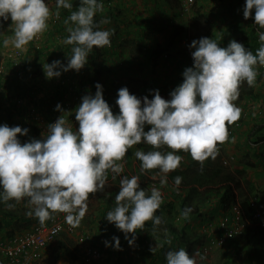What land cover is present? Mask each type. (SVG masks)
<instances>
[{"label": "clouds", "instance_id": "1", "mask_svg": "<svg viewBox=\"0 0 264 264\" xmlns=\"http://www.w3.org/2000/svg\"><path fill=\"white\" fill-rule=\"evenodd\" d=\"M56 6L73 9L71 0H56ZM103 7V0H79L78 7L70 11L64 21L69 35L63 43L73 45L72 54L66 65L60 60L44 64L47 78H58L62 71L79 72L94 47L111 45L112 32L100 27L109 19H94ZM243 15L264 29V0H246ZM51 16L47 0H0V26L12 21V36L3 41L4 45L27 51V45L48 29ZM258 36L261 44L255 54L236 40L227 47H220L213 38L193 40L189 45L195 49L189 51L193 66L185 68L183 82L171 91L170 99L155 90L152 99L144 96L142 101L124 87L118 90L119 113L114 114L104 99L103 86L97 83L95 94L84 95L75 115L74 111L71 114L79 122L78 128L61 115L54 123L50 118L42 139L21 143L18 136H27L29 129L0 125V202L27 198L31 206L28 215L38 218L41 224L62 212L66 214L65 221L76 227L88 210L89 195L104 189L109 171L114 174L112 179L124 171V157L134 145L152 146L153 150L138 149L134 155L141 161V171L159 170L161 184H166L167 174L180 166L183 157L177 154L179 150L190 153L201 166L208 158L215 159L217 142L228 138L226 123L241 116V108L234 103L240 86L245 82L252 86L258 66H264V31H259ZM56 110L63 112L60 104ZM26 120L32 119L26 116ZM146 125L151 126L147 131ZM164 146L171 150L161 151ZM181 182L182 177L174 178L176 186ZM162 203L160 189L153 186L147 191L138 176H123L115 206L107 212L106 219L124 232L131 246L137 230L143 229L146 222L157 226L162 223V217L156 214ZM233 204L239 202H232L229 209ZM7 207L14 205L7 203ZM192 211L185 206L182 215L187 217ZM113 240L119 250V237ZM105 244L111 246L108 241ZM198 255L180 247L169 250L166 261L197 264Z\"/></svg>", "mask_w": 264, "mask_h": 264}, {"label": "crops", "instance_id": "2", "mask_svg": "<svg viewBox=\"0 0 264 264\" xmlns=\"http://www.w3.org/2000/svg\"><path fill=\"white\" fill-rule=\"evenodd\" d=\"M206 1L209 3L208 7L210 8V13L208 16L211 19L212 23L210 24V30L207 31L208 34L205 37L213 38V35H215L217 38V35L219 33H222L223 28L226 29V24L242 27L243 30L247 32V34L251 32V27H249L248 24L254 19H245L243 15V8L246 0ZM236 1L237 3L239 2V5H234ZM103 4H105L103 10L99 12L101 14V20L104 18H108L110 22L107 24H101L100 27L108 29L112 32L111 45L107 46V48L110 49L115 43V45L112 47L113 52L108 55L109 64L113 67H121V74L119 76H127V78L132 77L135 79L137 77L140 78L141 76H137L136 73L132 70L139 72L140 66H145L144 77L145 79H150L151 77L148 76L153 77V75L148 74V68L152 67L155 62L156 65H162L166 68L168 65H170L171 67L167 68L168 72L170 74H172L171 70H175L174 72H176L173 76H171V79H173L171 81L174 82H169L167 88L161 86L159 89V92L163 98L170 99L171 91L182 84L184 79L182 75L183 72L181 73L177 69L178 65L182 63L183 60H185L183 58L189 51L195 50L191 49L189 51H186V46L188 43L187 37L185 36L184 27L186 23H188V21L186 20V14L180 10L179 2L177 0H170V5L166 6L164 11H159L160 7L164 5L163 0H105L103 1ZM154 5H157L156 10H154ZM112 6L113 9H111L110 12V7ZM114 7L119 8V10L114 9ZM108 10L110 13L108 12ZM201 10L203 11V9ZM154 11L156 14L155 18L158 20H160L159 18H161V20L164 22V29L156 28V24L154 26H151L150 22H145L144 18L142 19V21L143 23L147 24L149 28L141 27L139 25V17L147 12V17L151 16L153 18ZM226 11H228V13ZM64 12L66 13L67 11L64 10ZM118 12H121L122 15L119 18H116ZM225 15L227 20H225ZM123 19H128L130 24L124 22V26H122V28H119V24L124 21ZM231 20L232 23H230ZM259 31H264V29H259L257 31V35ZM3 32L5 34V37L8 34L12 35L11 29L4 30ZM257 42V45H259L258 47H260L261 42L259 41V36H257ZM217 43L220 47H227L229 44H220L219 42ZM165 46H167L166 49L163 48ZM28 48L29 47H27V51L17 50V52L22 55V58L19 59L16 63L7 64V61L6 66L0 73V125L7 124L10 127L21 126L22 128L29 129L28 134H30L34 126L40 130L47 128L48 121H44V119L39 114L40 112H43L44 105H46L47 101L49 102V100L54 98V93L57 92L56 88L59 85V82H57L58 78L62 76V78L59 80L61 85H63V82H65L64 80H66L68 83V81L71 79V70L66 72L62 71V75L58 78H47L42 66V62H44V64H47L52 63L53 61H51L50 59L41 60L40 52L34 51L32 53H29ZM32 50L33 49H30L29 51ZM160 52L164 53L159 55ZM255 52L256 50L253 54H255ZM32 54H34V57H32ZM165 54H170V57L168 56L169 60L163 59V55ZM26 55L27 60L25 61ZM129 56L134 57V62L129 63ZM106 57L107 55H103V58H101L103 60L106 59ZM1 59L5 63L3 56ZM39 59L41 60V62L38 61ZM66 60H68V57L65 59V61ZM94 60L95 54L90 52L87 64L79 72L81 73V75H79V78L81 79L76 80H82L85 73L95 67ZM37 61L39 63H37ZM64 64L66 65V63ZM188 67L192 66L189 65ZM126 70H129L131 73L127 75ZM257 70L258 75L256 77L255 83L252 86L248 85V88L246 89L250 92L252 91V93H247L243 86H240L239 96L243 97L244 102L243 108L241 109V116L243 114L244 119L240 116V118L237 120L240 124L238 126L234 125L232 127L233 133L224 141L223 150L227 152L226 155H228L230 159L229 163L235 159H237L239 162L240 159L247 157V167H243V164H240L237 167L245 169L247 172H249V177L246 176L244 171L242 173V179L238 177L236 172H231L232 174H234L235 178V181L231 184L233 185V189L236 195V202L240 203L245 198L256 199L258 197V203L261 204V206H264V108H257L255 106V103H262L264 101V69L261 66H258ZM125 71L126 73L123 74ZM66 86L68 85H66L65 83V90ZM153 91L154 90H151L150 92L153 93ZM87 93L88 89L86 86L80 92V97L82 98L84 95H87ZM69 94L70 93L67 92V95ZM144 96L148 95H143L142 97ZM15 97H21L23 99L22 106H11L10 102L13 101ZM152 98L153 95L151 99ZM251 103L253 104L251 105V107L247 106V104ZM30 109L34 110L32 113V117L40 119L39 121H37L32 118L31 124L34 125L26 123L27 115L25 113ZM20 112L22 114H19ZM237 121H235L234 123H237ZM75 123L79 127V122L75 120ZM18 138L20 139L21 136H18ZM20 141L21 143L27 142V140L25 139H20ZM242 163H245V161ZM235 170H237L238 172L239 169ZM256 183H258L259 185L256 186ZM254 188H256L257 191H255ZM259 192L263 193V195L261 196ZM254 195L257 196L253 197ZM259 198H261V202H259ZM94 202L95 203L93 211L94 209L96 210L100 208L99 206H101V203L97 200H95ZM7 203H9V201ZM19 203L22 206L25 205V201L20 200ZM96 206L98 207L96 208ZM97 211L99 210H96V214ZM15 213L17 212L15 211ZM2 214L3 213H0L3 218L2 224H0V236L3 234H8V232H11L12 230L16 232L18 231V228H20V230H22L23 228L26 229V226L27 228H30L31 225H28V221L29 219H34L35 217L29 216L26 213H17L18 215L13 216L12 220L10 217H7L6 220H4V217L6 216ZM96 217L99 216L96 215ZM111 225H113V227H116L112 223ZM75 237L79 238V235H76ZM77 245L81 246L82 242L78 241ZM131 249H134L133 246L131 247ZM124 250H126V248ZM134 257H138L137 253H129V256H126L127 259L131 260ZM49 259L50 252L49 248L46 247L44 250L43 259L41 261L38 260L39 262L36 261L37 263L35 262V264H40L41 262H44V264H49ZM149 260L151 261V259ZM65 261L67 260L65 259ZM68 261L70 262L69 264H83V259L81 260L76 257L72 259L70 258Z\"/></svg>", "mask_w": 264, "mask_h": 264}, {"label": "trees", "instance_id": "3", "mask_svg": "<svg viewBox=\"0 0 264 264\" xmlns=\"http://www.w3.org/2000/svg\"><path fill=\"white\" fill-rule=\"evenodd\" d=\"M53 9L54 11L52 12V16L48 21V28L50 23H52L54 29H52L53 31L49 29L44 32L45 34L50 35V39L48 37H43L41 40H38L37 42H39L41 45L40 48H35V41L30 42L29 50L33 49L35 52H40L41 60L50 59L52 61L55 59L59 60L61 58V61L66 58V52L67 57L72 54L71 49L73 45L64 44L62 42V39L64 40L66 37V33L63 30V28H65L63 26L65 21V9L57 8L56 4ZM57 12L64 15V18L60 20V23L56 22V17L54 18V15H56ZM94 19L99 22L101 20V14L98 12ZM122 24H124V22H122ZM5 25L6 21L3 22L2 26H0V33L4 30ZM249 27H251V32L247 34V32L244 31L242 27L232 25L230 26L228 37L234 38L233 40L242 43L246 48L250 49L254 53V51L259 46L257 45V31L259 30V27L256 24H251ZM0 44V48L4 47L3 41H0ZM114 45L115 43L112 45V47ZM112 47L110 49L107 48V46L103 48L94 47L92 49L91 53L95 54V67H89L93 69L85 73L82 80H76L81 79L79 78V75H81V73H79L80 71L77 72L76 70H71V79L68 81V83L66 80H64L65 82H63V85H61L59 81V85L56 88L57 92L54 93V98L49 100V102L46 100V105H48L50 112H53L54 105L58 101H61V103L64 104L68 102L71 103L68 98H70L72 94L73 96L80 94V92L86 86L88 89V93L94 95L97 91L96 84L100 83L103 86L104 99L109 103L114 114H117L119 113V107L116 104V100L118 99L119 89L127 87L131 94L140 97L146 94H151L150 91L152 90V87L155 86V84L164 83L165 85H168L169 82H174L171 81L173 80L171 79V76L173 75L170 74L167 69L171 67L170 65H168L167 68L163 66V70L166 74L164 75L165 77H151L150 79H145V66H140L139 71L141 72L132 70L136 73L137 76H141L140 78L137 77L135 79L129 77L124 79V76H119L121 74V67H113L109 64L108 55L113 52ZM33 50L29 51V53L34 52ZM27 55L25 56V61L27 60ZM103 55H107V57L106 59L102 60ZM0 56H2V49L0 50ZM168 56L170 57V54L163 55V59L169 60ZM21 58L22 55H20L17 60H8L7 63H16ZM183 59L185 60H183L182 63L178 65L179 70L182 72H184L185 68L191 65L189 52ZM41 60L39 59L38 61L41 62ZM38 61L37 63H39ZM67 62L68 60H66L64 63L67 64ZM132 62H134V57L129 56V63ZM126 71L123 74H125ZM129 73L131 72L128 70L126 74L128 75ZM65 83L66 85H68L66 86V90L64 89ZM160 87L161 86L159 84V89ZM67 92H69L70 94L66 95ZM239 98H242V96H240ZM10 104L12 107H20L15 104L14 100L11 101ZM79 105L80 104H78L77 107ZM19 114L22 113L20 112ZM237 123L238 125L240 124L238 121ZM237 123H226L229 137L233 133L232 127L234 125L238 126ZM150 127V125H146L145 130H149ZM32 131L34 135L40 133V129L36 128L35 126ZM223 143L224 142H217V152H221L223 150ZM163 151L166 152L167 149ZM187 156L190 159L189 164H187L183 168L178 167L176 170H173L167 174L173 183L176 176L182 177V182L179 186H176L174 184L176 186L175 189L169 190L168 188H166V193L169 194L168 202L164 205L162 204L156 213L157 215H160L162 217V223L157 226L153 225L151 221L146 222V225L143 229L137 230L135 234V244L131 246L129 245L128 240L125 239L124 232H122L118 228L116 229L117 231L114 232L113 235L119 237L121 242V248L119 250L116 249L114 245L113 248H111V253H113L114 255L116 264H144V262H146L145 264H147L149 259H151V261L149 260L151 264H154L155 262H157V260L160 261V264H167V252L169 250L178 249L180 247L185 248L189 252V254L196 253L197 251L203 252V247L206 241H203V239H198L196 241L191 240V235L188 231V227L190 225H179L178 223H176V218L179 216V213L183 212L185 206L191 207L193 211L187 217H184L186 218L185 221H188V219L190 218L192 219L194 217L201 216L203 214V206L218 199L219 197L220 199H218V206L221 205L224 207V209H227L230 206L231 202H236V195L233 189V185L231 184L235 181L234 174H232L227 167V161L230 159H226L224 157L223 159L221 156L220 160L215 161L212 158H208L203 163V166H201L200 162L194 160L191 157L190 153H187ZM155 170L156 169L148 170V173H153ZM113 175L114 174L109 171L108 178L112 177ZM127 177L131 178L130 176ZM149 181L150 180H148V178H143L141 180L139 179L141 187L146 189L147 191H150V185L148 184ZM118 185L119 184L115 183L112 180H107L102 191H97L89 195L95 197L96 200L101 203L100 209H102V211L101 213L99 212L101 216L104 215L105 205H108V207H110L111 209L114 208L115 196L120 189V185ZM261 192L259 193L262 196L263 193ZM259 202H261V198H259ZM239 206L243 217L244 230L237 238L229 239L228 242L224 245L225 248L227 247L226 250L228 249V246L232 248L231 251H225L224 253L229 257V259H227V257L225 256L224 258L226 261L228 260L227 262H234L235 264H264V227L260 225L254 217L255 207L251 204L250 198H245L239 203ZM262 207L264 208V206ZM215 211H217V209ZM0 213H3L6 217H10L11 220L13 216L18 215L14 210L7 207L3 209L1 208ZM34 219L32 218L28 221V225H31V227L38 221H34ZM97 234H100V231H98ZM106 235L107 234H105V236ZM128 235L129 237H131L132 234ZM239 238H241L242 240L234 246V242H236ZM113 243L115 244L114 240ZM132 246L134 249H131ZM234 247L235 250L233 249ZM125 248L126 250H124ZM152 249H154V251H152ZM100 250L102 252L106 251L105 248H100ZM129 253H137L138 257H134L132 260L127 259L126 256H129ZM102 258L103 257H101V259L99 260V263L102 261ZM141 258L143 259L141 260Z\"/></svg>", "mask_w": 264, "mask_h": 264}, {"label": "rangeland", "instance_id": "4", "mask_svg": "<svg viewBox=\"0 0 264 264\" xmlns=\"http://www.w3.org/2000/svg\"><path fill=\"white\" fill-rule=\"evenodd\" d=\"M103 1H105V0H103ZM47 2L49 3V7H50L51 11L53 12L54 11L53 8L55 7L56 0H47ZM71 2L73 4L72 10H75L79 5V0H71ZM163 2H164V5L162 7H160L159 11H164L165 7L170 5V0H163ZM235 4L239 5V2L237 3V1H236L234 3V5ZM208 6H209V3L206 0H196L194 6L192 7V11L189 13H186V20L188 21V23H186V25L184 27L185 36L187 37V43H188L186 46L187 49L185 48L186 51L191 50L189 45L191 44V42L193 40H198L202 37H205L208 34L207 31L210 30V24L212 22L208 16L210 13V8ZM111 9H113V6L110 7V12H111ZM114 9L119 10V8H116V7H114ZM156 9H157V5H154V10H156ZM201 9H203V11ZM65 10L67 11L65 13V19H66L70 15V11H72V10H68V9H65ZM106 11H107V9H106ZM108 12H109V10H108ZM226 12L228 13V11H226ZM121 15H122L121 12H118L116 18H119ZM200 15H202V16H200ZM155 17H156L155 11L153 13V18L151 16L147 17V12H146L141 17H139V25L141 27H148L149 28V26L147 24L143 23L142 19L144 18L145 22L149 21L151 26H154L156 24L157 25L156 28L164 29V22L161 20V18H159L160 20H158ZM54 18L57 20L56 21L57 23H60V20H62L64 18V15L63 14H59V16L54 15ZM123 20H124L123 22L130 24L128 19H123ZM157 20H158V24H157ZM225 20H227L226 15H225ZM230 23H232V20L230 21ZM11 24H12L11 19L7 20L4 30H9L10 29L9 26ZM124 24H122V23L119 24V28H122V26H124ZM250 24H255L254 20L249 22L248 25L250 26ZM226 25H227L226 29L223 28L222 33H219L217 35V38L215 35H213V39L216 38L215 40L217 42H219L220 44L230 43L234 39V38L228 37L231 25H228V24H226ZM63 26L65 27V28H63V30L65 31L66 37H67L69 34L66 31L65 23L63 24ZM49 29L51 31H53L52 29H54V27L52 26V23H50L49 28L47 30H49ZM3 31L0 33V41H4L5 39H9L12 36V35L8 34L5 37V34ZM43 37H45V38L48 37L50 39V35L45 34V33L42 34L40 37H38V39L41 40ZM63 41L64 40L62 39V42ZM3 46L4 47L0 48V50L2 49V52H3L2 56H3V54L4 55L6 54V56H7L6 50L14 49L11 46V44H9L8 46H5V45H3ZM36 46H37V48L41 47L39 42H37ZM27 47H29V45H27ZM163 48L166 49L167 46H165ZM28 52H29V48H28ZM14 53L19 54L16 51H14ZM66 53H65V57L67 58ZM162 53H164V52H160L159 55H161ZM33 55L34 54H32V57H34ZM2 56H0V62H2V59H1ZM65 59L61 60V61L64 63ZM55 60H57V59H55ZM52 61H54V60H52ZM43 65H44V62H42V66ZM163 68L164 67L162 65L159 66V65H156L154 63V65H152V67L148 68V70H149L148 74L153 75V77H165L164 75H166V74H165ZM177 69L179 70V68H177ZM171 71H172V75H174V73H176V72H174L175 70H171ZM139 72H141V71H139ZM179 72L182 73V71H180V70H179ZM148 77H152V76H148ZM61 78H62V76L60 78H58L57 82H59V80ZM126 78H127V76H124V79H126ZM162 79H165V78H162ZM159 84H160V86H162L164 88L168 87V85H165L164 83H158V84H155L154 87H152V90H154V91L158 90ZM241 86H243V88L245 89V91L247 93L250 92V91L246 90L248 88V84L246 82L243 83ZM154 91L151 94H146L149 96L148 97L149 99H151L152 95L154 96ZM250 93H252V91ZM87 94H91V93H87ZM239 97L234 103L242 109L243 105H244L243 97L242 98H239ZM138 98H140L143 101L142 96H140ZM68 100H70L71 103L74 105V106L73 105L72 106L74 109L73 111L75 113V109H76L78 103L82 102V98L80 97V94L75 95L74 99H73V94H72V96L70 98H68ZM263 103H264V101L262 103L257 102V103H255V106L257 108H264ZM42 105H44V104H42ZM251 105H253V104L252 103L247 104V106H249V107H251ZM43 113H45V114H43ZM43 113H40V114L38 113V114L40 116L42 114L41 117L44 119V121H49L51 118V112L49 111L48 105H44ZM245 116H247V115H245ZM241 117L244 119L243 114ZM75 120L76 119H74V120L69 119V122L72 123L74 128H78V126L75 123ZM26 123H28L30 125H34V124H31V121H28V120L26 121ZM41 130H40V133H37L35 135L33 134V131L31 130L30 134H28L27 136H21L20 139H25V140H27V142L30 141L32 136H33L32 138H35V139H42L43 138L42 134H45L46 132H44L43 129H41ZM138 149L146 151V152L153 150L152 146H150L146 143H139L137 145H134L131 149H129V151L126 153V155L124 157V161H123L124 171L122 173L116 175L115 179H112V177L108 178V181L112 180L115 183L120 185V179L123 176L132 177L133 175H136L139 177L140 180L143 178H148V180H150L148 182V184L150 185V189L154 186V187H157L158 189L161 190V192L163 194V203L162 204L164 205L168 202V199H169V194L166 193V188H168L169 190H172V189H175L176 186L170 180L168 175H167V183L161 184L160 181H161L162 174L159 173L158 169H156L153 173H148V170L141 171V161L138 160L134 155V152ZM165 149H167V151L171 150V149L167 148V146H164L161 149V151H163ZM177 154H179L183 157V160H182L179 168H183L187 164L190 163V159L187 156V152H184L183 150H179L177 152ZM226 154H227V152H225L224 150H222L221 152H217V155H216L214 160L215 161L220 160L221 156H222V158L224 157L226 159H229L228 155H226ZM246 159H247V157L242 158L239 160V162L237 159H235L230 163L228 162V164H227L229 171L230 172H233V171L236 172L240 179L243 178V175H242L243 171L245 172L246 176L249 175V172H247L245 169L237 167L240 164H243V167H245V166L247 167L248 161H246ZM244 161H245V163H242ZM235 169H239L238 170L239 173ZM258 183H256V186L259 185ZM254 189H255V191H257L256 188H254ZM255 196L256 195H254L253 197H255ZM164 197H167V198H164ZM218 199H220V197ZM218 199L204 205L202 208L203 214L201 216L194 217L192 219L190 218V219H188V221H185V219H186V218H184L185 216H183L182 213H179V216L176 218V223H178L179 225H181V224L182 225H188V224L190 225L188 227V231L191 235L192 241H196L198 239H200V240L203 239V241L204 240L206 241L210 234H212V233L216 234L217 233V228H216L215 223L218 221V219L225 212H228V210H229V207L227 209H224L223 206H221V205L218 206V202H219ZM95 200H96L95 197L89 196L88 210H87L85 216L83 217V219L81 220L80 224L78 226H76L75 231L72 234L68 235L67 233H62L54 240V242L48 244L47 247L49 248V252H50L49 264H69L70 262L68 260L70 258L72 259L74 257L79 258L81 260L83 259V264H84V259L86 257L87 252H88V249L93 248V247H96L99 250H100V248L106 249L105 252H102L100 250L101 253H103L102 257L104 258V260L102 258V261L100 262V264H116L115 260H114V255H113V253H111L112 252L111 248H113V245H114L113 236H116V235H113V234H114L115 230L117 229V227H113V225H111V223L106 219V214L108 211L111 210V208L108 207V205H105L104 215L101 216L100 213H101L102 209H100V208L96 209V210H99V211H97V214H96V210L94 209V211H93ZM21 201H25L24 206H22L19 202L15 201V200L9 201V203L14 205V207H12L11 209L16 211L18 214H20V213H26L27 214L31 210V206L28 204V199L24 198ZM0 203H1L0 209L6 208L7 203H5V202H0ZM231 204H232V202H231ZM24 207H26V208H24ZM97 207L98 206H96V208ZM27 209H28V211H27ZM216 209H217V211H215ZM96 215H98L99 217H96ZM6 218L7 217H4L5 220H6ZM2 219L3 218L0 215V224H2ZM36 220H38V218L35 217L34 221H36ZM25 228L26 229L23 228L22 230H20V228H18V231H16V232L14 230H12V231L10 230L11 233L8 232V234H3L0 237H8L12 234L22 232V231H25L28 229L27 226ZM98 231H100V234H97ZM13 232H15V233H13ZM105 234H107V235L105 236ZM76 235H79V238H76L75 237ZM241 240L242 239L239 238L236 242H234V246L236 244H238V242ZM78 241L82 242L81 246L77 245ZM105 241H108L109 245H111V246H107L105 244ZM107 248H108V250H107ZM226 248H225V246H215V245H213L211 248H206L204 246L203 252H199V251L196 252L199 254L197 256V264H202V263L203 264H235L234 262H227L228 260L227 261L225 260L224 256L227 257V259H229V257L224 254L225 251H231V249H232L229 246H228L227 250H226ZM233 249L235 250V247ZM43 257H44V254H43ZM43 257L39 261H41L43 259ZM65 259L67 261H65ZM142 259L143 258H141V260ZM39 261H37V262H39ZM145 263L146 262H144V264ZM40 264H44V262H41ZM80 264H82V263H80ZM147 264H151L149 262V260H148ZM154 264H160V261L157 260V262H155Z\"/></svg>", "mask_w": 264, "mask_h": 264}, {"label": "built area", "instance_id": "5", "mask_svg": "<svg viewBox=\"0 0 264 264\" xmlns=\"http://www.w3.org/2000/svg\"><path fill=\"white\" fill-rule=\"evenodd\" d=\"M196 0H179L180 10L183 13H189L192 11ZM40 37V36H39ZM35 39V47L37 41ZM18 49H8L6 54H3L5 60L0 63V73L3 71L8 60H17L21 54H16ZM3 53V52H2ZM16 54V55H15ZM189 59L193 63V57L191 52ZM8 64V63H7ZM264 69V66H261ZM14 102L17 106H22L23 99L21 97H15ZM57 104H60L63 108V112L56 110ZM34 110H29L25 114L28 118L39 121L32 117ZM73 106L71 103H61L58 101L55 103L53 112H51L50 123H54L58 117L64 115L65 119L74 120L72 117ZM42 116V114H41ZM49 123V124H50ZM238 125V123H237ZM47 132V128L43 129ZM251 204L255 207L254 217L260 225L264 227V208L257 202L256 199L251 200ZM65 213L57 212L54 213L50 219L45 223L41 224L39 221L36 222L30 229L22 232L12 234L8 237H0V264H34L36 261L43 257L44 250L49 243H52L60 234L67 233L72 234L76 227L70 226L65 221ZM217 233L210 235L205 247L211 248L215 246H224L229 239L237 238L244 230L243 217L238 204H233L228 212H225L215 223ZM102 257L101 251L96 248L88 249L84 264H98Z\"/></svg>", "mask_w": 264, "mask_h": 264}]
</instances>
